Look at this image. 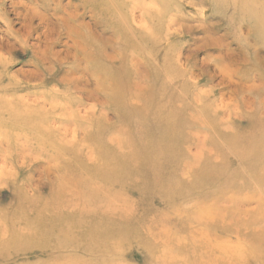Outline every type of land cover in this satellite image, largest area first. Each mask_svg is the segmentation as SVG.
<instances>
[{
  "label": "bare ground",
  "instance_id": "1",
  "mask_svg": "<svg viewBox=\"0 0 264 264\" xmlns=\"http://www.w3.org/2000/svg\"><path fill=\"white\" fill-rule=\"evenodd\" d=\"M8 1L9 0H4L3 5L0 6L1 27H5L4 32L6 36L9 35L11 39H16V43L19 44L23 50H17L16 46L11 43L0 45V127L2 126V122L4 126L0 128V197H4V192L9 191L10 194L14 196V199H16L17 206L14 203L13 207L19 208L22 205V201L43 200V191L48 189L49 200L46 201V213L41 215L42 217L45 215V218L41 221L42 225L44 221L45 226L46 224H52V221L53 225H55V223L59 222L62 218L65 219V221L59 223L57 226L58 228L54 229L55 227H53V231L49 230V226H47L44 231H42L43 229L40 227L39 230L41 234L39 235L41 236L39 237H43V239L49 240L47 237L45 238V235L49 237L50 234H52V239H57L59 235H62L58 238L57 243H51L50 240L46 241V243L45 241L41 243L42 241L36 239L38 235L36 229L40 225H38L36 229L30 227H28V229L27 226L23 225L26 217L24 218V216L20 214L21 216L17 215L13 219H10L11 215L9 210L4 211L0 208V260L2 258L5 259L2 255L6 254L7 257L12 258L10 259V263L12 264H129L127 257H125L127 256L126 254H128L129 250L132 251L141 248V246H138L133 241L127 251L119 250V248H123L125 245L127 247L128 244H123L122 241L127 240L129 236L131 237L135 233L133 230L138 228L135 227V229H133L131 227V230H129L132 232H122L120 226H131L132 224L134 227L137 222L134 221L137 220L135 218L138 213L133 211L136 206L131 205L133 201H131L132 199H130V196L128 197V194L125 192L127 182L123 184L121 180H128L132 175H143L144 177L151 175L153 169L151 165L152 162H149V160H152L154 157L155 162L153 164L156 165L157 162L161 165L162 163V172H159V177L155 185H153L154 188L158 183L164 185L166 181V185L168 184L167 187L171 182H176V184L184 183L181 187H184L185 192L182 191L183 194L179 197V201H181V205L183 206H178L177 208L182 214L183 220L181 221L179 218L178 222L179 220L181 221L180 226L182 229L184 228V231L188 229L187 237L190 238V241L184 236L182 239L176 238L175 235L183 231H180L181 228H178L177 225L176 231L172 230L170 227L165 229V227L161 226H159V228H154L156 230L152 231L151 227L153 225L150 226L149 224V226L144 229L149 233L150 243L148 242V245H151L146 247H150L149 249L152 248V250L156 248L161 249V255H158L159 258L154 260L155 264H177L179 261H177L178 258L175 257V252H173L172 249L173 246L176 245L178 248L182 246L184 248L182 251L188 249L191 256L193 255L192 258L200 264L257 263L258 261H254L256 257H252L246 249L247 246L243 247L237 245L235 247V244L233 245L232 243L230 246V242H228V244L225 242V244L229 245L225 246L224 242H219V237L218 239L215 237L216 241L214 240V242V238L212 239L211 235L208 233L210 229L207 230V228H212V226L216 227L217 224L219 231H228V233L229 230H231L230 232L232 233L236 230L237 226H234V223L242 224L240 227L241 233L238 238H242V235L246 237L244 241L246 244H252L251 248L254 249L255 255L264 251V216H260L259 221L250 222V220L245 217L247 211L239 208L240 203H238V201L240 200H237L236 196H229V194H227L228 191H224L225 189H221L222 191L220 190L218 192L217 190L220 189V186L218 189L216 188L219 184L217 186L212 185L216 187L214 188L215 190L211 188L212 191L209 192L211 189H207V185L210 186L212 183L216 184V180H219L220 177L222 178L220 174L223 169L227 168V166L226 168L220 166L222 160L219 158V151L217 155L216 152L209 150V148H201L205 153L196 150V152L191 153L190 151L193 146H188L186 147L187 151L190 152V159L193 160L190 161L191 163L188 162V160H184L186 164L183 166V169H178V167L175 166L179 170V172L176 170L178 172L176 175L174 173L170 176L166 175V172L163 170L168 159L166 156L168 154L167 152H173L171 149L174 145L172 144L176 142V144H178L181 139L184 143L191 142L189 144H192V142H194L199 146L201 145V147L207 143V146L211 143V145L218 148L229 147L230 145L227 143L231 138L237 141L240 139L234 138L237 136L240 137L239 129L235 131L234 126L236 124L241 126V119L250 122L251 115L260 120L264 119L262 116L264 113V71L261 68L264 65V58L260 55V49H264V20H262L260 24L258 23V28H256L257 31L255 33H249V31L248 36H241L243 43L249 47L250 53L248 55L250 59L242 55V62L235 65L236 56L228 45L229 43L223 42L225 38L222 39V37L216 39L214 32L205 22L197 26L187 25L185 23V15L178 9L175 10L174 13H169L170 15H168V13L166 15L164 10L159 8L156 9L152 6L149 7L145 1L138 2L132 0L133 3H130L132 7L128 8L126 7L128 5H125L127 2L125 0V3L121 1L123 3L122 6L117 2L119 0H106L107 2L109 1L107 3L108 5L105 6L108 11L112 10L113 13L116 14L121 13V15L119 14L121 16L120 20L118 22L115 21L119 23L118 25L116 24L115 28L118 30L125 29V33L129 36H127V38L124 33L122 34L124 36L122 37L124 39L126 37L127 39V41L122 42V51L131 48V45L142 44L141 46L143 47H140V51L138 50V53H140L139 59L142 63L149 64L156 69L154 78L157 80L155 83L150 84V82H144L143 79L137 76V74H139L137 67L138 63L134 61L136 59H134V57L138 53L134 52L130 55L128 52L127 55L124 56H122V54L116 56L107 54L106 51L102 49V45L98 41L95 31H93V26L97 27V23H86L85 20L80 21L81 15L78 8L72 5L71 1L68 2L67 6H64L66 10L64 15L56 18L58 23L56 25L60 26V31H58L57 34L58 37L66 36L68 38L66 42L68 49L74 50V52L68 51L66 53L56 51L52 48V42L55 40L52 36V20L50 22V14H45L46 10H43V6L39 4V0H27L24 3L22 2L23 0H19V2H17V0H12V2L9 3L17 7L16 10L23 9L25 11L23 14L22 11L18 13L20 17L22 16L25 21L28 22L26 26H23L25 32L21 29L14 30V28H12L13 22L4 8ZM83 1L85 2V0ZM99 2L100 0H91L90 5L96 3L93 9L94 13L99 9V4L102 5V0L100 3ZM86 3H88V0H86ZM140 3L144 4L140 8L144 6V10L152 9L154 14L148 13L151 15L149 16L145 13L146 11H142L143 15L141 14V18L138 19L136 17V9ZM189 4L192 6L196 5L195 2H190ZM178 5L180 6V3H178ZM257 7L258 6H256V8ZM101 9H104V6H102ZM196 12L197 15H199V12ZM205 13L206 12H204V15ZM232 13H235V11H232ZM128 17H131L132 21H129ZM35 20L40 22L36 25L41 27V29L42 25L44 26L45 30H42L41 33L38 32L37 28L34 29ZM119 26L121 27L118 28ZM148 30L150 31L149 33ZM198 30L205 35L204 37L196 38V40H198H195L196 42H202V45L198 44L199 46L197 49L202 48L203 45L224 48L223 50H225V52L220 50V55L228 59L230 65H234L236 68L234 70L229 69L228 65H221L219 67V73L222 76L221 84L224 85L227 81L232 87V94L240 100L235 102L234 106L231 105L233 99L226 101L224 95H216L213 90H204L201 88L200 80L196 81L192 79V70L198 66L193 54L190 55L189 58H186L187 65H184L182 62V54H179L173 59L171 57V61L164 58L162 59V64H160L158 57L153 56V53L155 54L156 51V44L151 46L149 50L144 48L146 44L150 45L152 42H157V45H161L165 41H168V46L172 48L174 44L177 45L178 42L180 43V40L176 39L180 31L193 33ZM32 31L36 33L35 39L37 43L30 45L28 44V39L29 37H33ZM156 32L163 34L157 36L155 34ZM63 33H65V35ZM18 36H20V38ZM253 36H256V38L253 40V43H251L250 40ZM171 39H173V41H171ZM7 40H10V38ZM143 41L146 43L144 44ZM197 49L195 51H197ZM22 51L32 55L34 61L32 63L34 69L22 72L26 78L43 79L47 76H51V78L56 79V73L53 71L54 68L52 65L70 64L69 70L65 71L64 77L60 79L61 84L58 85V90H51V85L47 87L44 84H24L18 79L12 71V65L16 61L15 54H20ZM145 58L146 61L144 60ZM240 61L241 60H239V62ZM243 67H246L247 73L244 77H240L243 74L241 72L242 74L240 75V69ZM167 68H169L168 71ZM253 72L254 74L252 76ZM202 73L203 76L214 79V76L211 77L210 70H204ZM80 96H84L85 98L82 99ZM110 111H112L113 116L116 118L114 122H110ZM181 113H183L182 124L184 126L179 128L178 126L176 127L175 123L181 120ZM88 126L91 128L95 127L97 132L102 130L99 134L100 142L105 145L103 146L104 149H108V154L105 155L104 159L102 151L100 152V146H90L88 143L90 142V135L92 134V132L87 129ZM129 126L132 129H126ZM8 127L13 129V131L9 129V137L7 136L8 130H6ZM253 129L256 130V128ZM257 129L259 130V138L257 140L255 139L256 143H254L256 135L254 133H252V135L250 134L249 138H246L247 142H245V139H241V141L243 140L242 142L247 145L242 146L243 150L239 158L247 165L250 163H247V159H255L258 157L257 159L260 160L259 156L264 155V142L262 143V141H264V127L261 128L262 130L259 128ZM231 132L234 137H230ZM214 134L217 136V141L215 142L211 140V136L213 137ZM223 135L226 141L224 143L221 141L223 140ZM248 135L249 133L247 136ZM164 136L170 138H168L166 143L168 146L166 145V148L162 146L161 148V145H163L167 139L164 138ZM28 142L31 143L28 144ZM5 144H7L8 147H4ZM32 144H37V146L40 145V148L39 146L38 148H35L36 146L32 147ZM50 145L53 148L52 153H50L49 150L47 152L44 150V148L46 149V147ZM169 145H171L172 148L170 146L169 149ZM195 145L196 144H194V147L198 148ZM30 147L33 148V151L36 149L38 150V152L35 153L37 156H45L47 162L38 159L31 154L32 152L29 153V151H31ZM232 147H236L237 149V145L233 144ZM56 148L62 152L67 151V153H69L70 151L72 158L66 156L70 158L67 160L71 163V159H74L76 166L74 165L72 169L70 166L71 164L68 163L67 167L70 166V169L66 167L67 169L63 172L59 173L56 171V175H54L56 181H53V184L51 181L49 186H45V182L49 180V176L52 174L50 170L51 174L49 175L47 167L52 166L51 163L58 161L60 158L58 153L60 151H58V149L56 150ZM11 149L14 151H11ZM234 150L232 151L234 152ZM235 152L238 153L237 150ZM97 154L101 155L97 157ZM205 156L207 158H204ZM179 157L181 158V156ZM62 159L64 160V157H62ZM206 160H208L211 165H214L211 167L212 169L205 170L207 171L205 175L208 184L204 182V178L202 182L199 180L202 175H198L197 171H191L193 173L197 172V181L195 179L196 177L194 178L193 175L191 176L193 178L190 179L191 177L188 175L189 170H194L196 164H201L203 161L206 162ZM42 162L46 164L44 170H46V166L47 170L45 173L39 171L45 174V176L41 175L40 178H36L34 172L39 169L38 165ZM255 162L257 161L255 160ZM60 163L61 162H59V164ZM180 163L182 166V162ZM253 164L256 163H250L249 165ZM57 167L58 165L54 166V168ZM216 167L217 170H215ZM234 167L237 166L235 165ZM255 167L257 166L255 165ZM249 169L251 168L249 167ZM247 170V168H245V170L243 169V174L248 176V174L251 173H248ZM255 170L258 172L259 178H257L258 180L254 179L255 177L250 179V191H252L253 186H255V192H257L256 194L258 195L257 198H260L261 195H264V173L260 169L258 171L255 168ZM227 175L228 174L224 173L223 178H226ZM21 176L24 178L21 179ZM44 177L48 180L45 181ZM202 177H204V175ZM150 179L153 178L150 177ZM147 183L150 185L149 181H147ZM147 183L146 181L135 183L133 189L144 197L149 189ZM129 186L132 185L129 184L128 187ZM193 186L197 188L196 194L198 195L195 198L196 200H194V205L187 206L193 201V197L188 194L190 189L194 190V188H191ZM221 186L223 187V185ZM168 190H170V192L172 191L169 188ZM176 190L180 194L181 191L178 187ZM176 190L173 191L176 192ZM250 191L248 188V192ZM170 192H166L168 194H166L167 196L163 195V200L164 202L168 200L169 206L171 207L175 204L173 199H175L177 194L174 196V193ZM236 193L238 192L236 191ZM244 193L246 194V192ZM248 195L246 194V198H249ZM52 196L58 206L55 201L52 202ZM251 198L256 199V197L254 198L252 196ZM147 199L145 197V200ZM176 200H178V198ZM135 203L133 205H135ZM145 203L147 204L150 202ZM145 203L143 202V204ZM229 204L231 205L229 206ZM151 205L149 204L150 207ZM236 211L240 213L237 217L234 215ZM25 214H27L26 210ZM174 215L177 216L176 213H174ZM232 224L233 228H231ZM154 227H156L155 224ZM75 230L76 234H78V239L82 241V245L84 243L85 250L80 248L78 243L70 245L72 241L70 243L69 241L75 239L73 236L74 234L72 235ZM135 231L137 232V230ZM139 231H141V229H139L138 232ZM212 231L211 234H213ZM214 234V236H216V232ZM140 235L142 234L140 233ZM170 235H172V237H170ZM221 236L223 237L224 235ZM22 238L31 241L33 246L32 243L29 242L28 246L24 247ZM225 240L226 239H224V241ZM229 240L232 241L231 239ZM17 241H19V245L22 249H16L17 246L15 247V245ZM212 241L214 244H212ZM49 246H52V248H48ZM4 251H10L11 254ZM217 252H220V254H217L218 256L215 257V253ZM73 255L76 258L74 259L75 263L70 261ZM183 261H185V259H183ZM188 263L189 262H187V264Z\"/></svg>",
  "mask_w": 264,
  "mask_h": 264
},
{
  "label": "rangeland",
  "instance_id": "2",
  "mask_svg": "<svg viewBox=\"0 0 264 264\" xmlns=\"http://www.w3.org/2000/svg\"><path fill=\"white\" fill-rule=\"evenodd\" d=\"M13 1H16V0H13ZM25 1H27V0H23L22 2L24 3ZM69 1H71V3H72V5H74V6H76L77 8H78V11H79V13H80V15H81V17H80V21H82V20H85L86 21V23H94V24H96L97 23V27H95V26H93V31H95V34H96V37H97V39H98V41L100 42V44L102 45V49L104 50V51H106V53L107 54H110V55H113V56H116V55H121L122 54V56H124V55H127V53L129 52L130 53V55H131V53H138V50L140 51V47H143V46H141L142 44H136V45H131V48H128L126 51H122V49H123V44H122V42L124 41H127V39H126V37L128 36L126 33H125V29H122V30H118L117 28H115V26H116V24L118 25L119 23H116L115 21H119L120 20V18H121V13H119V14H116V13H113V11L111 10V11H108L107 10V8L105 7V6H107L108 4V2L106 1V0H102V5L101 4H99V9L94 13V6H95V4H92V5H90V3H91V0H88V3H86V0H85V2L83 1V0H39V4L41 5V6H43V10L46 12L45 14L47 15L48 13L50 14V16H49V20H50V22H51V20H52V36H53V38L55 39L54 40V42H52V48L53 49H55L56 51H62V52H64V53H66V52H68V51H70V52H74V50H69L68 49V47H67V45H66V42L68 41V38L66 37V36H60V37H58V31H60V26H57L56 24H58L57 23V21H56V18L57 17H59V16H61V15H64V13H65V8H64V6H67L68 5V2ZM105 1H106V3H105ZM121 1H123V3H125V1H127L126 2V4L125 5H128V6H126V7H128V8H130V7H132V6H130V5H132V4H130V3H133L132 2V0H119V1H117L118 3H119V5H123V3L121 2ZM131 1V2H130ZM133 1H138V2H140V1H145V3L147 4V6H149V7H154V8H156V9H161V10H164V13H166V15H167V13H168V15H170L171 13H174L175 12V10H179L182 14H184L185 15V23L187 24V25H195V26H197V25H199L200 23H204L205 22V24H208V26L211 28V30L214 32V34H215V38L217 39V38H221L222 37V39L223 38H225V39H223V42H225V43H229L228 45L230 46V48H231V50H232V52L235 54V56L237 57H235V61H236V64L235 65H237V64H240L241 62H242V57L243 56H245V58H249L250 59V56L248 55L249 53H250V50H249V47L246 45V44H244L243 43V39L241 38V36L242 37H246V36H248V32L249 33H255L257 30H256V28H258V23L260 24V22L262 21V20H264V0H133ZM154 1V2H153ZM163 1V2H162ZM211 1V2H210ZM10 2H12V0H9L8 1V3L5 5V10L8 12V16L10 17V19L12 20V22H13V24H12V28H14V30H19V29H21L22 31H24V29H23V26H26L27 25V23L28 22H26L25 21V19L21 16H19L18 15V13L19 12H21L22 11V14L25 12L23 9L22 10H16L17 9V7H15V6H12L11 4H9ZM17 2H19V0H17ZM100 2H101V0H100ZM99 2V3H100ZM158 3V4H156V3ZM190 2H195L196 3V5H194V6H192V5H190L189 3ZM215 2V3H214ZM261 2V3H260ZM3 3H4V0H0V6H2L3 5ZM57 3V4H56ZM83 3V4H82ZM178 3H180V6L178 5ZM203 3V4H202ZM212 3V4H211ZM232 3H233V5H232ZM250 3H251V5H250ZM253 3H255V4H253ZM65 4V5H64ZM81 4V5H80ZM157 6H156V5ZM222 4V5H221ZM236 4V5H235ZM86 5V6H85ZM142 5H144V4H142V3H140V5L138 6V10L136 9V17L138 18V19H140L141 18V16L143 15L142 14V11H146L145 13H151L152 15L154 14V11H152V9H147V10H144L145 8H144V6L142 7V8H140ZM166 5V6H165ZM228 5V6H227ZM263 5V6H262ZM54 6V7H53ZM85 6V7H84ZM101 6V7H100ZM102 6H104V9H101L102 8ZM176 8H175V7ZM255 6V7H254ZM256 6H258L257 8H256ZM13 7V8H12ZM166 7V8H165ZM179 7V8H178ZM225 7V8H224ZM234 7V8H233ZM253 7V8H252ZM46 8V9H45ZM90 8V9H89ZM92 8V9H91ZM106 8V9H105ZM154 8H153V10H154ZM163 8V9H162ZM165 8V9H164ZM170 9V11H169V9ZM227 8V9H226ZM236 8V9H235ZM58 9V10H57ZM131 9H133V8H131ZM229 9V10H228ZM256 9V10H255ZM172 10V11H171ZM230 10H232L233 12L235 11V13H232V11H230ZM239 10H240V12H239ZM58 11H60V12H58ZM99 11H101V12H99ZM106 11V12H105ZM196 11H198L199 12V15H197V12ZM227 11V12H226ZM253 11V12H252ZM256 11V12H255ZM58 12V13H57ZM82 12V13H81ZM86 12H87V14H86ZM108 12H109V14H108ZM121 12V11H120ZM204 12H206L205 13V15H204ZM252 12V13H251ZM259 12V13H258ZM53 13V14H52ZM62 13V14H61ZM85 13V14H84ZM96 13H97V15H96ZM99 13V14H98ZM100 13H102V14H100ZM170 13V14H169ZM226 13V14H225ZM48 14V15H49ZM105 14V15H104ZM142 14V15H141ZM148 14V15H149ZM55 15V16H54ZM84 15V16H83ZM96 15V16H95ZM100 15V16H99ZM106 16V17H104V16ZM119 15V16H118ZM194 15V16H193ZM251 17H250V16ZM256 15V16H255ZM55 18H54V17ZM94 16V17H93ZM98 16V17H97ZM109 16V17H108ZM149 16H151V15H149ZM85 17V18H84ZM98 19H97V18ZM99 17H100V19H99ZM113 17V18H112ZM243 17H244V19H243ZM261 17V18H260ZM84 18V19H83ZM95 18V19H94ZM200 18V19H199ZM248 18H252V19H248ZM132 18L131 17H128V20L129 21H132L131 20ZM54 20V21H53ZM94 20V21H93ZM99 20V21H98ZM111 20H112V23H111ZM252 20V21H251ZM200 21V22H199ZM258 21V22H257ZM24 23H26V24H24ZM40 22L38 21V20H35V26H34V29L35 28H37L38 29V32H42V30L44 31L45 29H44V26L42 25V29H41V27H39L38 25H36V24H39ZM255 23V24H254ZM112 25V26H111ZM114 25V26H113ZM256 25V26H255ZM2 26V24L0 23V45L1 44H8V43H11V44H14L15 46H16V48H17V50H19V51H21V50H23L22 49V47L19 45V44H17L16 42H17V40L16 39H11V37L9 36V35H7L6 36V33L4 32V29H5V27H1ZM121 26H119L118 28H120ZM50 28H51V26H50ZM99 29V30H98ZM116 29V30H115ZM41 30V31H40ZM118 30V31H117ZM122 31V32H121ZM25 32V31H24ZM145 32H147V31H145ZM150 31L148 30V33H149ZM100 34V35H98V34ZM124 33V35H126V37H125V39L123 38L124 36L122 35ZM22 34V33H21ZM64 35H65V33H63ZM62 34V35H63ZM102 34V35H101ZM111 34V35H110ZM157 36H159L160 34H163V33H158V32H156L155 33ZM25 35V34H24ZM35 35V36H34ZM204 33H202L201 31H195V32H193V33H189V32H181L180 31V34H179V36L178 37H176V39H179L180 40V43L178 42L177 43V45H173L172 46V48H171V46H168L169 45V43H168V41H165L163 44H161V45H157V42L155 43V42H152L150 45H148V44H146V45H144L145 47L144 48H147L148 50L151 48V46H153L154 44H156L155 45V49H156V51H155V54L153 53V56H157L158 57V59H159V63L160 64H162V59H164V58H166V59H168L169 61H171L173 58H175L176 56H178L179 54H182V58H183V60H182V62H183V64L184 65H187V59L186 58H189V56L190 55H192L193 54V56H194V59L196 60V62H197V64H198V66L196 67V68H194V70H192V72H193V80H200V85H201V88H203L204 90H213V91H215V93H216V95L217 94H222V95H224L225 96V99H226V101H228V100H230V99H233L231 102H233V103H231V105H233L234 106V104H235V102H238V100L239 99H237V97L236 96H234L233 94H232V87H231V85L226 81L225 83H224V85L223 84H221V82H222V76L220 75V73H219V67L221 66V65H228V67H229V69H232V70H234V69H236L235 68V66L233 65V66H231L230 65V63H229V61H228V59H226L223 55L221 56L220 55V50H223L224 48H219L218 46H215V47H213V46H206V45H203L202 46V48H199V49H197L198 48V46L199 45H202V42H200V43H198V42H196V41H198V40H196V38H201V37H204ZM238 35V36H237ZM261 35H262V32H261ZM260 35V36H261ZM32 36L33 37H29V39H28V44H30V45H32V44H36L37 43V40L35 39V37H36V33L34 32V31H32ZM123 36V37H122ZM10 38V40H11V42H10V40H7L8 38ZM19 38H20V36H18ZM22 37H24V36H22ZM113 37V38H112ZM129 37V36H128ZM127 37V38H128ZM240 37V38H239ZM254 37V36H253ZM251 38V40H250V42L251 43H253V40L256 38V36L254 37V38ZM264 37V36H263ZM60 39V40H59ZM91 39V38H90ZM123 39V40H122ZM174 39V38H173ZM173 39H171V41H173ZM175 39V40H176ZM58 40V41H57ZM119 40V41H118ZM196 40V41H195ZM57 41V42H56ZM242 41V42H241ZM70 42V41H69ZM144 42V44L146 43L145 41H143ZM199 44V45H198ZM241 44V45H240ZM21 47V48H20ZM223 47H225V46H223ZM197 49V51H195ZM236 49V50H235ZM261 51H260V55L264 58V49H260ZM113 51V52H112ZM224 52H225V50H223ZM240 51V52H239ZM238 52V53H237ZM139 54L140 53H138V54H136L135 55V57H134V61L136 62V63H138V73L139 74H137V76L139 77V78H141V79H143L144 80V82H150V84H153V83H155V81L157 80V79H155L154 78V75H155V71H156V69H154V67L153 66H150L149 64H145V63H142L141 62V60L139 59ZM243 55V56H242ZM145 57V56H144ZM172 57V59H170ZM15 59H16V61H15V63L12 65V71L14 72V74L18 77V79L22 82V83H24V84H30V85H40V84H44V85H46L47 87H49L50 85H51V90H58V85H60L61 84V81H60V79L62 78V77H64V75H65V71H67V70H69V68H70V64H64V65H55V64H53L52 65V67L54 68V72L56 73L55 75H56V79H54V78H51V76H47L46 78H43V79H30V78H26V77H24V74H22V72H24V71H26V70H32V69H34L32 66V63L34 62L33 61V59H32V55H30V54H28V53H25L24 51H22V53H20V54H15ZM140 60V61H139ZM145 61H146V58L144 59ZM239 60H241L240 62H239ZM224 61V62H223ZM139 62H141V63H139ZM85 64V63H84ZM140 64V65H139ZM146 66V67H145ZM242 66V65H241ZM244 66V65H243ZM145 67V68H144ZM143 70H142V69ZM262 69H263V71H264V65H263V67H261ZM145 69V70H144ZM184 69H185V67H184ZM40 70V69H39ZM38 70V71H39ZM169 70V68H167V71ZM204 70H210V72H211V77H213L214 76V79H210V77H208V76H203V71ZM21 74H20V73ZM244 74H242V73ZM247 72H246V67H243L242 69H240V77H244L245 76V74H246ZM83 74V73H82ZM253 74H254V72L252 73V76H253ZM80 76H83V75H80ZM242 79V78H241ZM147 80V81H146ZM239 82V81H238ZM34 92H36V91H34ZM32 94V93H31ZM82 99L83 98H85L84 96H80ZM240 101V100H239ZM110 113H111V115H109V119H110V122H114L115 120H116V118L113 116V114H112V111H110ZM263 117H264V113H263V115H262ZM251 117V120H250V122L248 121V120H245V119H241V126H238L237 124L234 126V128H235V131H237L238 129H239V136L240 137H234V135L232 134V132L230 133V137H234V138H240V139H238V141L236 140V139H233V138H231L230 139V141L227 143V144H229L230 146L229 147H215L214 145H211V143L209 144V146H207V144H205L203 147H201V145L199 146V145H197V143H194V142H192V144H189V143H191V142H186V143H184L183 141H182V139H181V141L180 142H178V144H176V143H174V144H172V145H176L175 146V148H174V146H173V148H172V146L171 145H169V149H170V146H171V150L173 151V152H171V151H169V152H167L168 154L166 155L167 156V162H166V164H165V166H164V170L163 171H165L166 172V175H172V173H174L175 175H176V173H178L179 172V168H182L183 169V166H185V164H186V162L185 161H187L188 160V162H190V161H193L192 159H190V156H189V153L191 152V153H193V152H196V151H199V152H204L205 153V151H203V149L201 150V148H209V150H213L214 152H216V154L218 155V151H219V158H220V160H222V162H221V164H220V166H223V168H226V166H227V168L226 169H223L222 170V173L220 174V176H222V178L220 177V179L219 180H216L217 182H216V184L214 183H212V182H210V183H212L210 186L209 185H207V189L209 190V189H211V188H216V187H213V186H217L218 184V187L216 188V189H218L219 188V186H220V189H218L217 191L219 192L221 189L222 190H224V191H228V193L227 194H229V196L230 195H232V196H236V198H237V200H240V201H238V203H240V205H239V208H241V209H245L246 211H247V214H246V218L247 219H249L250 220V222H255V221H259L260 220V216H264V195L262 196L261 194V197L260 198H257L258 197V195L256 194L257 192H255V186H253V189H252V191H250L251 189V186H250V179H253V177H255L254 179H257V178H259L258 177V172L255 170V168L259 171V169L260 170H262V172L264 173V155H261V156H259V158H260V160L259 159H257V158H255V159H247L246 161H248L247 163H256V164H253V165H247L241 158H239V155H240V153H241V151L243 150V148H242V146L243 145H245L242 141H241V139H245V142H247V139L246 138H249L250 137V134L252 135V133H254V134H256L255 135V138H254V143H256V140L259 138V134H258V129L257 128H259L260 130H262L261 128H263L264 127V119H262V120H260V119H257V117L256 118H254V116L253 115H251L250 116ZM180 118H181V120H179V122H177V123H175V125H176V127L178 126L179 128L182 126H184L183 124H182V119H183V113H181L180 114ZM179 118V119H180ZM259 118V117H258ZM257 119V120H256ZM238 121V120H237ZM252 122V123H251ZM182 124V125H181ZM252 124V125H251ZM255 124V125H254ZM256 125H258V126H256ZM254 126V127H253ZM261 126V127H260ZM2 127H4L3 126V122H2V126L0 127V128H2ZM248 127V128H247ZM249 128H251V129H249ZM253 128H256V130L255 129H253ZM9 129H11L12 131H13V129L12 128H10V127H8V128H6V130H8V137H9ZM88 130H90V132H92V134L90 135L91 137H90V142H88L89 144H90V146H100V152L102 151V153H103V159L105 158V155L106 154H108V149H104V147L103 146H105V145H103L101 142H100V138H99V134H100V132L102 131V130H100L99 132H97V130L95 129V127H90V126H88V128H87ZM86 129V130H87ZM126 129H128V130H130V129H132L130 126L128 127V128H126ZM176 129V128H175ZM244 129V130H243ZM251 130H255V131H251ZM17 131V130H16ZM249 133V135L247 136V132ZM258 136V137H257ZM98 137V138H97ZM11 138V137H10ZM164 138H167L166 139V142L163 144V145H161V148H162V146H168V144H166L167 143V141H168V138H170V137H167V136H164ZM211 140H213L214 142L215 141H217V136H215V134L213 135V137L211 136ZM31 139V138H30ZM94 139V140H93ZM256 139V140H255ZM221 141H223V143L224 142H226L225 141V139H224V135H223V140H221ZM170 142V141H169ZM264 141H262V143H263ZM31 142H28V144H30ZM181 143V144H180ZM220 143H222V142H220ZM194 144H196L195 146L196 147H198V148H195L194 147ZM227 144H226V146H227ZM233 144L234 145H237V149H236V147H234L235 148V150H234V148L232 147L233 146ZM218 145V144H217ZM247 145V144H246ZM245 145V146H246ZM34 146H36L35 148H38V146H39V148H40V145H38L37 146V144H32V147H34ZM177 146H179V147H177ZM188 146H193L192 147V150L190 151V152H188L187 151V148L186 147H188ZM212 146V147H211ZM225 146V145H224ZM4 147H8L7 146V144H5V146ZM44 148V147H43ZM50 148V149H49ZM108 148V147H107ZM166 148V147H165ZM178 148H180V149H178ZM230 148V149H229ZM30 149H31V151H29V153H31L32 155H34L35 157H37L38 159H42L43 161H45V162H47V158L44 156V157H40V156H37L35 153L36 152H38V150L36 149L35 151H33V148H31L30 147ZM47 149V150H46ZM46 149L44 148V150L47 152L48 150L50 151V153H52V146L50 145L49 147H46ZM58 148H56V150H57ZM110 149V148H109ZM177 151H176V150ZM194 149V150H193ZM230 151H228V150ZM196 150V151H195ZM232 150H234V152L232 151ZM238 151V153H236L235 151ZM11 151H14V150H12L11 149ZM58 151H60L59 149H58ZM105 151V152H104ZM185 151V152H184ZM226 151V152H225ZM176 152V153H175ZM181 152V153H180ZM59 153V156H60V158H59V160L58 161H55V162H52L51 163V165L52 166H50V167H47L48 168V173H49V175L51 174V172H52V174L49 176V180L46 178V177H44V180L46 181V180H48L47 182H45V186H49L50 185V183H51V181H52V184H53V181H56V179H55V176L54 175H56V171L57 172H63L65 169H70V166H71V168L73 169L74 168V165H75V160L74 159H71V163L68 161L70 158H72V156H71V154H70V151H69V153H67V151H64V152H62V151H60V152H58ZM65 153V154H64ZM69 154V155H68ZM178 154H179V156H181V158L178 156ZM184 154V155H183ZM186 154V155H185ZM65 155V156H64ZM101 155V154H100ZM99 154H97V157H99L100 156ZM171 155V156H170ZM177 155V156H176ZM52 156L54 157V155L52 154ZM66 156H69L68 158L66 157ZM175 156V157H174ZM182 156H183V158H182ZM62 157H64V160L62 159ZM170 157V158H169ZM172 157V158H171ZM177 157V158H176ZM179 157V158H178ZM202 157V156H201ZM238 157V158H237ZM66 158V159H65ZM188 158V159H187ZM204 158H207L206 156L204 157ZM236 158V159H235ZM68 159V160H67ZM165 159H166V157H165ZM165 159H164V161H165ZM171 159V160H170ZM175 159V160H174ZM182 159V160H181ZM49 160V159H48ZM154 160V161H153ZM178 160V161H177ZM180 160V161H179ZM185 160V161H184ZM255 160L258 162V164H257V162H255ZM66 161H68V162H66ZM74 161V162H73ZM163 161V162H164ZM169 161H170V163H169ZM252 161V162H251ZM59 162H61L60 164H59ZM73 162V163H72ZM149 162H152V169H153V173H155V174H151V175H147V177H144L143 175H139V176H130L129 177V179L127 180L126 178H124V179H126V180H121V182L123 183V184H126V182H127V184H126V193L128 194V197L130 196V199H132L131 201H133L132 203H131V201H130V203H131V205L132 206H136L134 209H133V211H135V213H138L137 215H136V218L135 219H137V220H135L134 222H136L134 225V227H133V225L131 224V226H127V225H121L120 226V228H121V230H122V232L124 231H128V232H132V231H130L131 230V227L133 228V229H135V227L136 228H138V229H135V230H137V232H138V230L139 229H141V231H139L138 233L135 231V230H133L134 232V234L130 237H128V239L127 240H123L122 242H123V244H128L127 245V247H126V245L125 246H123V248L122 247H120L119 248V250L121 249L122 251H124V250H126L127 251V249L131 246V243H133V241H134V243H136L138 246H141V248H137V249H135V250H132V251H130V253H129V251H128V254H126L127 256H125V257H127V261H128V263L129 264H152L153 262H154V260L156 259V258H159V256L161 255V249L160 248H156V249H154V250H152V248L151 249H149L150 247H146V246H150L151 244H149L148 245V242L150 243V240H149V233L147 232V230L145 231V229L147 228V226H149V224H150V226L151 225H153L151 228H152V231H155L156 229H154V228H159V226H161V227H165V229L166 228H171L172 230H177V228H176V225L178 226V228H181V226H180V223H181V221L183 220L182 219V214L179 212V209H177L178 208V206L180 207V206H183V205H181V201H179V197L183 194L182 193V191L183 192H185L184 191V187H181V186H183L184 185V183H177L176 184V182L175 183H172L171 182V184H169V186L167 187V185H166V182L164 183V185L162 184V183H160V184H162V185H160L159 183H158V189H157V186L154 188V186L153 185H155V183H156V181H157V179H158V177H159V172L161 171V168H162V163H161V165L159 164V163H157L156 162V165L155 164H153L154 162H155V158L153 157V159L151 160H149ZM160 162V161H159ZM173 162H175V163H173ZM178 162V163H177ZM180 162H182V166H181V163ZM187 162V163H188ZM206 162H207V164H206ZM206 162L205 161H203L202 163L204 164H196L195 165V169L194 170H189V173H188V175L191 177L192 175H193V177L195 178L196 177V175H197V172H198V175H204V177H200V178H202V179H200L199 178V180L202 182V181H204V179H205V181L204 182H206L207 183V181H206V175H205V173L207 172V171H205V170H210V168L211 167H213L214 165H211V163L208 161V160H206ZM63 163V164H62ZM68 163H70L71 165L69 166V167H67L68 166ZM191 163V162H190ZM208 163H210V164H208ZM259 163H261V164H259ZM54 164V165H53ZM241 164V165H240ZM242 164H244V165H242ZM46 164H44L43 162L42 163H39V165H38V168L39 169H37V171H41L42 173H45L46 172V170H47V168L45 167V169L46 170H44V166H45ZM56 165H58V167L57 168H54V166H56ZM65 165V166H64ZM159 165V166H158ZM181 167H180V166ZM199 165H203V166H199ZM237 166V167H234V166ZM239 165V166H238ZM255 165L257 166V167H255ZM39 166H43L42 167V170H41V167H39ZM63 166V167H62ZM76 166V165H75ZM178 167V169L176 168V167ZM197 166V167H196ZM219 166V167H220ZM245 166V167H244ZM60 167V168H59ZM67 167V168H66ZM156 169H155V168ZM233 167V168H232ZM243 167V168H242ZM249 167L251 168V169H249ZM253 167H255V168H253ZM204 168V169H203ZM209 168V169H208ZM233 170H232V169ZM242 168V169H241ZM245 168H247L248 170V173L250 172L251 174H248V176L247 175H244L243 174V169L245 170ZM71 169V170H72ZM212 169V168H211ZM255 170V171H253V170ZM44 170V171H43ZM50 170H51V172H50ZM155 170H157V171H155ZM176 170H178V172L176 171ZM181 170V169H180ZM215 170H217V167H216V169ZM228 170V171H227ZM34 171H36V170H34ZM36 171V172H37ZM34 172V175H35V177L37 178V177H39L40 178V176L42 175V176H45V174H42L41 172ZM191 171H193V172H195V171H197L196 173H193V172H191ZM205 171V172H204ZM162 172V171H161ZM203 172V173H202ZM226 173V174H228L227 175V177L226 178H223V175H224V173ZM41 173V174H40ZM158 173V174H157ZM39 174V175H38ZM223 174V175H222ZM237 174V175H236ZM155 175V176H154ZM195 175V176H194ZM243 175V176H242ZM155 178H154V177ZM257 176V177H256ZM22 177V176H21ZM53 177V178H52ZM144 177V178H143ZM150 177H152L153 179H150ZM190 177H187V178H190ZM193 177H191L190 179H192ZM251 177V178H250ZM24 177H22L21 179H23ZM204 178V179H203ZM240 178V179H239ZM140 179V180H139ZM146 179V180H145ZM196 179V181H197V177L195 178ZM194 179V180H195ZM209 179V178H208ZM233 179V180H232ZM239 179V180H238ZM224 180H225V182H224ZM258 180V179H257ZM50 181V182H49ZM131 181V182H130ZM146 181V183H147V181H149V183H150V185L147 183V185H149V189H148V191L145 193L146 195L143 197V196H141V194H139L138 192H136L134 189H133V186H134V184L135 183H138V182H145ZM219 181H221V182H219ZM222 181H223V183H222ZM249 181V182H248ZM121 183V184H122ZM154 183V184H153ZM222 183V184H221ZM225 183V184H224ZM129 184H131L132 186H129L128 187V185ZM208 184V183H207ZM175 185H177V186H175ZM213 185V186H212ZM221 185H223V187L221 186ZM226 185V186H225ZM152 186V187H151ZM160 186H162V187H160ZM165 186V187H164ZM175 186V187H174ZM180 186V187H179ZM167 187V188H166ZM177 187H178V189L181 191L180 192V194H179V192H177ZM50 188V187H49ZM152 188V189H151ZM154 188V189H153ZM160 188V189H159ZM166 190H165V189ZM168 188L169 189H171L172 191L170 192V190H168ZM174 188V189H173ZM191 188H194V186L193 187H191ZM238 188V189H237ZM243 188H244V190H243ZM247 188V189H246ZM248 188H249V191L250 192H248ZM130 189V190H129ZM232 189V190H231ZM235 189H237V190H235ZM156 190V191H155ZM176 190V192H174V191ZM208 190H206V191H208ZM215 190V189H214ZM221 190V191H222ZM231 190V191H230ZM235 190V191H234ZM48 189H45L44 191H43V195H44V199L42 200V199H38V200H33V201H22L21 203H22V208H21V206L18 208V207H13L14 206V203H15V205H16V199H14V196L13 195H11L10 194V192L9 191H6V192H4V197H0L1 198V203H0V208H2L4 211H6V210H9V213H10V215H11V218L10 219H13L14 217H16L17 215L18 216H24V218H25V220H24V224L23 225H25V226H27V228L28 227H30V228H34V229H36V227L38 226V225H40V226H38V228L36 229L37 231V237H36V239L37 240H39V241H42L41 243H44V241H45V243H46V241H49L50 240V242L52 243V242H54V243H57L58 242V238L59 237H61L62 235H59V237H57V239H52V234H50V236L48 237V236H46L45 235V238L47 237L49 240H47V239H43V237H39V236H41V235H39V234H41V231L39 230V228L40 227H42V231H44L45 230V228L47 227V226H49L48 228H49V230H54V229H56V228H58L57 226H58V224L59 223H62L63 221H65V219H60V221L59 222H57V223H55V225H53V221H52V224H46V226L44 225L45 224V221H44V224L42 225V220L45 218V215L42 217L41 215H43V214H45L46 213V210H45V206H46V201H48L49 200V193H48ZM151 191H153V192H151ZM159 191V192H158ZM168 193V191L170 192V193H174L173 195L175 196L176 194H177V196L175 197V199H173L174 201V205H172L171 207L169 206V203H168V200L167 201H165L164 202V200H163V197L167 194L166 192ZM210 191H212V189L211 190H209V192ZM236 191L238 192V193H236ZM242 191V192H241ZM254 191V192H253ZM136 194H135V193ZM145 192V191H144ZM153 193V194H151V193ZM163 192H165V193H163ZM189 192H191V193H189ZM189 192H188V194H190L192 197H193V201L192 202H190L189 203V205H187V206H190V205H194V203H195V201L194 200H196L195 198L197 197V195L198 194H196V192H197V188H194V190L193 189H190L189 190ZM234 192V193H233ZM244 192H246V194L249 196V198H246V194L244 193ZM163 193V194H162ZM232 193V194H231ZM134 194V195H133ZM161 194V195H160ZM152 195V196H151ZM164 195V196H163ZM168 195V194H167ZM166 195V196H167ZM242 195H243V197H242ZM245 195V196H244ZM154 196V197H153ZM251 196L252 197H256V199H252L251 198ZM145 197H146V199L148 198L149 199V201H148V199L147 200H145ZM151 197V198H150ZM153 197V198H152ZM135 198V199H134ZM178 198V200H176ZM218 198V197H217ZM246 198V199H245ZM250 199V200H249ZM13 200V201H12ZM53 201H55V199L53 198V196H52V202ZM135 201H136V203H135ZM155 201V202H154ZM8 202H9V205H8ZM143 202L145 203V202H150V203H145V204H143ZM152 202V203H151ZM39 203V204H38ZM55 203H56V201H55ZM135 203V205H133ZM140 203V204H139ZM32 204V205H31ZM149 204L151 205V207L149 206ZM161 204V205H160ZM56 205L58 206V204L56 203ZM138 205V206H137ZM231 204H229V206H230ZM7 206V207H6ZM17 206V205H16ZM147 207V208H146ZM160 209H159V208ZM4 208H6V209H4ZM12 208V209H11ZM17 208V209H16ZM33 210H32V209ZM163 208V209H162ZM20 209V210H19ZM22 209V210H21ZM30 209V210H29ZM13 210V211H12ZM25 210H26V213L27 214H25ZM159 210V211H158ZM221 210L223 211V209L221 208ZM235 210V209H234ZM12 211V212H11ZM20 211H21V213H20ZM138 211V212H137ZM144 211V212H143ZM33 212V213H32ZM25 215H24V214ZM38 213V214H37ZM144 213V214H143ZM174 213H176L177 214V216H175L174 215ZM178 213H180V214H178ZM21 214V215H20ZM33 214V215H32ZM56 214V213H55ZM167 214V215H166ZM172 214V215H171ZM240 213L239 212H234V215H235V217H237L238 215H239ZM37 217H36V216ZM140 215V216H139ZM155 215V216H154ZM29 216H30V220H29ZM138 216V217H137ZM169 216V217H168ZM181 216V217H180ZM39 217H40V219H39ZM140 217V218H139ZM36 218V219H35ZM144 218V219H143ZM180 218V220H179V222H178V219ZM173 219V220H172ZM228 219V218H227ZM226 219V220H227ZM37 220V221H36ZM40 220V221H39ZM47 220V219H46ZM144 220V221H143ZM225 220V221H226ZM11 221V220H10ZM39 221V222H38ZM141 221V222H140ZM27 222V223H26ZM32 222V223H31ZM41 222V223H40ZM228 222V221H227ZM10 223V222H9ZM37 223V224H36ZM158 223V224H157ZM138 224V225H137ZM154 224L156 225V227H154ZM29 225V226H28ZM36 225V226H35ZM51 225H53V226H51ZM218 225V224H217ZM216 225V227L215 226H212V228L211 227H209V228H207V230H209V234L211 235V238L213 239V241L215 240L216 241V238L215 237H217V239H218V237H219V242H221L222 241V243L224 242V244H225V242L228 244V242H230L229 243V245L231 246V243L234 245L235 244V247L238 245V246H243V247H245V246H247V250L249 251V253H250V255L252 256V257H256L255 258V260L254 261H258L257 263H255V264H264V251L263 252H261V253H259V254H257V255H255V252H254V249H252L251 247V245L252 244H246V242L244 241V238L246 239V237H244L243 235H242V238H238L239 236H240V227H241V225L242 224H237V223H234V226H237V228H236V230L232 233V232H230L231 230H229V233H228V231L227 232H222L221 230L219 231V228H218V226ZM10 226V225H9ZM35 226V227H34ZM174 226H175V228H174ZM180 226V227H179ZM53 227H55L54 229H53ZM140 227V228H139ZM145 228V229H144ZM231 228H233V224H232V226H231ZM29 229V228H28ZM130 229V230H129ZM216 229V230H215ZM183 230V231H182ZM213 230V231H212ZM218 230V231H217ZM227 230V229H226ZM38 231H39V233H38ZM174 231V232H175ZM180 231H182L181 233L180 232H178L175 236H176V238H183V236L184 237H186V238H188L187 240L188 241H190V238L189 237H187V234H188V229L186 230L185 229V231H187V232H185L184 231V228L182 229L181 228V230ZM211 231H212V233L213 234H211ZM216 232V236H214L215 233ZM53 233H55V232H53ZM140 233L142 234V235H140ZM228 233V234H227ZM74 234V235H73ZM183 234V235H182ZM243 234V233H242ZM72 235L75 237V239H71L70 241H69V243L72 241V243H70V245H72V244H77L78 243V245H80V248H82L83 250H85V248H84V243H83V245H82V241H81V239H78V237H77V235L78 234H76V230L72 233ZM138 235H140V236H138ZM180 235V236H179ZM221 235H224L223 237L221 236ZM143 236V237H142ZM170 237H172V235H170ZM222 238V240H221V238ZM231 237V238H230ZM51 238V239H50ZM55 238H56V235H55ZM136 238H138V239H136ZM145 238V239H144ZM41 239V240H40ZM141 239V240H140ZM144 239V240H143ZM224 239H226L225 241H224ZM229 239H231L232 241H230ZM22 240H23V245H24V247H27L28 246V243L29 242H31V241H29V240H27V239H24V238H22ZM57 240V241H56ZM139 240V241H138ZM147 240V241H146ZM229 240V241H228ZM143 241V242H142ZM213 241H212V244H214L213 243ZM214 241V242H215ZM80 242V243H79ZM147 242V243H146ZM32 243V242H31ZM68 243V244H69ZM142 243V244H141ZM146 243V244H145ZM189 244V243H188ZM227 244H225V246H229V245H227ZM17 246V248L16 249H22L21 248V246L19 245V241H17V243H16V245H15V247ZM32 246H33V243H32ZM174 247H176V248H174ZM44 248H46V247H44ZM48 248H52V246H49ZM182 248V249H181ZM181 248H178L177 247V245L176 246H173V252H175V257H177L178 259H177V261H179V262H182L183 261V259H185V261H183L182 263H179V262H177V264H183L184 262V264H187V262H189L188 264H200V263H198L196 260H194V258H192V256H191V254H190V252L188 251V249H185L186 250V252H185V250L184 251H182L184 248L181 246ZM140 249V250H139ZM142 251V252H141ZM4 252H7V253H10V251H4ZM49 253V252H48ZM125 253V252H124ZM11 254V253H10ZM157 254V255H156ZM178 254H179V257H178ZM220 254V252H217V253H215V257L216 256H218V255ZM5 255V256H4ZM4 255H2L3 257H5V259H1L0 260V264H12V263H10V259H12L11 257H7V255L6 254H4ZM41 255V254H40ZM159 255V256H158ZM184 255H185V257H184ZM187 255V256H186ZM262 256V259H261V256ZM260 256V257H259ZM182 257V258H181ZM188 257V258H187ZM190 257V258H189ZM133 258V259H132ZM137 258V259H136ZM192 258V259H191ZM7 259V260H6ZM74 259H76L75 258V256L73 255V257H71V262L72 263H75V260ZM132 259V260H131ZM137 260V261H136ZM181 260V261H180ZM187 260V261H186ZM262 260V261H261ZM196 261V262H195ZM20 262V261H19ZM152 262V263H151ZM153 264H155V262L153 263ZM220 264H223V263H220ZM249 264H253V262L252 263H249Z\"/></svg>",
  "mask_w": 264,
  "mask_h": 264
}]
</instances>
